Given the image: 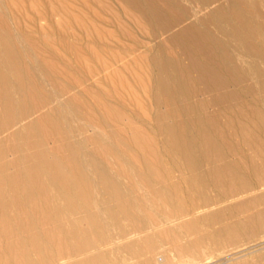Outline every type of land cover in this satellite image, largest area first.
Instances as JSON below:
<instances>
[{
  "label": "bare ground",
  "instance_id": "bare-ground-1",
  "mask_svg": "<svg viewBox=\"0 0 264 264\" xmlns=\"http://www.w3.org/2000/svg\"><path fill=\"white\" fill-rule=\"evenodd\" d=\"M108 1L0 0V264L264 229V0Z\"/></svg>",
  "mask_w": 264,
  "mask_h": 264
},
{
  "label": "rangeland",
  "instance_id": "rangeland-1",
  "mask_svg": "<svg viewBox=\"0 0 264 264\" xmlns=\"http://www.w3.org/2000/svg\"><path fill=\"white\" fill-rule=\"evenodd\" d=\"M109 4L110 1L106 0ZM113 3V2H112ZM114 4V3H113ZM112 4V5H113ZM127 13L131 14L130 11H126ZM45 29H50L48 23L42 22L41 24ZM127 24H124V26ZM126 29L133 32V27L131 25L125 26ZM143 31H147V27H141ZM139 38V37H138ZM126 42V41H124ZM147 46H152L153 42L148 39H145ZM43 55L47 53L42 51ZM61 65V62H57ZM147 83L149 84V79L146 78ZM72 93H74L72 91ZM37 116V115H35ZM146 193L144 190H140V193ZM96 197H99L96 194ZM156 200V205L154 207V213L160 209L159 199ZM156 223L159 221H165L163 215H153ZM186 219V216L179 217L177 219L171 218L169 221L170 223L180 222L181 220ZM162 224V223H161ZM114 230V229H113ZM113 232V231H112ZM115 233V230L114 232ZM140 234H132L128 237V239L132 240H140ZM192 237V235H190ZM123 240L120 239L118 243H121ZM175 254L171 260H167L168 264H264V229L260 230L255 234L250 235H242L236 243L228 244L224 246H206L199 249L196 252L184 253L180 252L177 248L170 249V245L167 242L152 248L151 250L142 253V252H134L132 254H128V252L124 250H116L112 255V258L115 259L117 264H145L146 263V255H150V257L155 260L158 264H164L165 259L169 254ZM177 254V255H176ZM177 259H176V258ZM119 260H118V259ZM157 259V260H156Z\"/></svg>",
  "mask_w": 264,
  "mask_h": 264
}]
</instances>
